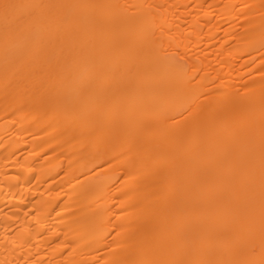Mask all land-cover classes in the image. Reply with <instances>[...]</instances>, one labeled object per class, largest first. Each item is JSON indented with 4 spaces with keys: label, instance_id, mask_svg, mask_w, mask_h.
<instances>
[{
    "label": "bare ground",
    "instance_id": "6f19581e",
    "mask_svg": "<svg viewBox=\"0 0 264 264\" xmlns=\"http://www.w3.org/2000/svg\"><path fill=\"white\" fill-rule=\"evenodd\" d=\"M0 264H264V0H0Z\"/></svg>",
    "mask_w": 264,
    "mask_h": 264
}]
</instances>
